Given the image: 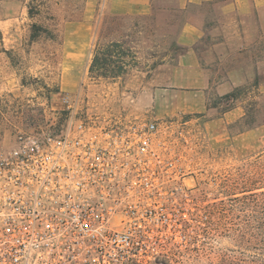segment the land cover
Returning a JSON list of instances; mask_svg holds the SVG:
<instances>
[{"label": "rangeland", "instance_id": "1", "mask_svg": "<svg viewBox=\"0 0 264 264\" xmlns=\"http://www.w3.org/2000/svg\"><path fill=\"white\" fill-rule=\"evenodd\" d=\"M29 1L0 0V153L21 132L61 130L72 114L65 94L78 96L80 116L157 120L183 147V210L171 220L177 233L132 237L143 249L130 264H264V5L148 0L147 13H116L111 0H48L31 17ZM110 15L127 16L109 35H124L136 57L121 77L95 78ZM189 19L204 30V84L170 86ZM33 23L59 40L32 41Z\"/></svg>", "mask_w": 264, "mask_h": 264}, {"label": "built area", "instance_id": "2", "mask_svg": "<svg viewBox=\"0 0 264 264\" xmlns=\"http://www.w3.org/2000/svg\"><path fill=\"white\" fill-rule=\"evenodd\" d=\"M77 97L62 96L61 130L21 132L0 153V264H130L132 237L177 233L183 147L169 126L80 116Z\"/></svg>", "mask_w": 264, "mask_h": 264}, {"label": "trees", "instance_id": "3", "mask_svg": "<svg viewBox=\"0 0 264 264\" xmlns=\"http://www.w3.org/2000/svg\"><path fill=\"white\" fill-rule=\"evenodd\" d=\"M83 1L85 2L86 0ZM47 4L48 0H30L27 4L30 16L38 15L46 8ZM126 18L127 16L123 15H110L106 19L89 67L91 76L103 79L121 77L131 65L130 60L135 59L136 54L133 46L124 40V35L120 33H115L113 37L109 35L110 28L123 26ZM41 37H47L53 41L59 40L60 32L56 29L33 23L31 25V40L36 41Z\"/></svg>", "mask_w": 264, "mask_h": 264}, {"label": "crops", "instance_id": "4", "mask_svg": "<svg viewBox=\"0 0 264 264\" xmlns=\"http://www.w3.org/2000/svg\"><path fill=\"white\" fill-rule=\"evenodd\" d=\"M215 0H179L181 7L203 5ZM252 1L259 6L264 5V0H233L224 8L246 11ZM111 10L116 13H147L150 9L148 0H111ZM204 30L200 22L189 19L181 30L180 42L186 47L179 56L177 70L172 75L170 86H202L204 84V70L202 68L196 44L203 37ZM186 88V87H185Z\"/></svg>", "mask_w": 264, "mask_h": 264}]
</instances>
